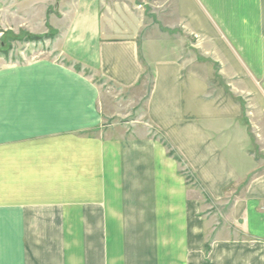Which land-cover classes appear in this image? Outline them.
<instances>
[{"label":"crops","instance_id":"1","mask_svg":"<svg viewBox=\"0 0 264 264\" xmlns=\"http://www.w3.org/2000/svg\"><path fill=\"white\" fill-rule=\"evenodd\" d=\"M173 1L188 59L139 44L127 3L11 0L58 4L62 58L0 70V264H264V41L228 29L229 0ZM148 72L144 120L104 124L94 79L138 94Z\"/></svg>","mask_w":264,"mask_h":264},{"label":"rangeland","instance_id":"2","mask_svg":"<svg viewBox=\"0 0 264 264\" xmlns=\"http://www.w3.org/2000/svg\"><path fill=\"white\" fill-rule=\"evenodd\" d=\"M118 1L121 2V5L127 3L134 11L144 14L142 20L144 25H142L137 37L139 44L151 37L150 39L154 44L155 42L158 43L159 48L163 45L166 49L170 47L172 49L170 54L178 56L180 59H188L197 54L192 45L198 44L200 37L183 32L181 26L175 24L172 15L173 0H108V3L116 10ZM234 2L229 0L231 14L227 24L225 23L228 29L233 30L234 33L240 32V30L248 33L254 32L264 41V0H238L237 3ZM215 7V12L217 11L219 14L221 12L220 4ZM253 8L256 12L254 16L252 15ZM35 9L37 15L32 18L33 20H30L26 13L27 8L16 5L11 0H5L3 6L0 7V41L4 40L5 47L0 48V70L7 66L22 65L39 58L58 60L62 58L54 45L57 31L48 21L50 15L52 16L54 13L59 16L58 4L37 5ZM61 9L63 8L61 7ZM43 14L46 16L41 18ZM172 25L176 26L173 27ZM30 34L41 38L36 41L33 39L29 41L26 36ZM156 47L154 51L158 52L159 48L156 49ZM94 81L100 86L102 97H107L112 101L108 102L109 107L107 109L111 112L113 109L115 111H113L114 116L107 118L104 124L114 123L123 127L144 120L142 107L150 87L149 72L143 78L142 89H137L138 92L136 90L138 94L120 91L110 83L99 79H94ZM261 159L264 161L262 155ZM184 174L187 175V173ZM214 207L212 209L215 220L213 233L229 224L228 214L220 211L221 206L215 204Z\"/></svg>","mask_w":264,"mask_h":264},{"label":"trees","instance_id":"3","mask_svg":"<svg viewBox=\"0 0 264 264\" xmlns=\"http://www.w3.org/2000/svg\"><path fill=\"white\" fill-rule=\"evenodd\" d=\"M26 37H27V40H29V41L32 40V39L36 41V40H39V39L41 38V37H38V36H36V35H31V34H30V35H27ZM0 48H5V47H4V40H1V41H0ZM65 63H66L67 65H71L70 62H65ZM73 67H74V69L77 70V71H80V70H81V66L78 65V64H74ZM84 73H85V74H89L88 70H84ZM168 154H169V155H173L174 158H175L176 160H179V157L176 156V155H174V152H173L172 150H169Z\"/></svg>","mask_w":264,"mask_h":264}]
</instances>
